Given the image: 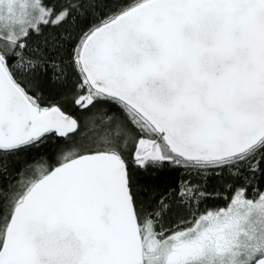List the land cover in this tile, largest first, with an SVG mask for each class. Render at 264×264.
Returning a JSON list of instances; mask_svg holds the SVG:
<instances>
[{
    "label": "snow or ice",
    "instance_id": "obj_1",
    "mask_svg": "<svg viewBox=\"0 0 264 264\" xmlns=\"http://www.w3.org/2000/svg\"><path fill=\"white\" fill-rule=\"evenodd\" d=\"M0 264H264V0H0Z\"/></svg>",
    "mask_w": 264,
    "mask_h": 264
},
{
    "label": "trees",
    "instance_id": "obj_2",
    "mask_svg": "<svg viewBox=\"0 0 264 264\" xmlns=\"http://www.w3.org/2000/svg\"><path fill=\"white\" fill-rule=\"evenodd\" d=\"M190 179L196 180L197 177L192 176V177H190ZM220 188H221V184L217 180H215L214 178L210 177L208 182H207L206 191L209 193H213L214 195L208 200V202L204 205V207H210L213 204H217L220 207L224 206L225 201H223L222 199H219V197H217L215 195V193L218 192ZM220 195L223 196V195H225V193H220ZM201 211H203V208H201Z\"/></svg>",
    "mask_w": 264,
    "mask_h": 264
}]
</instances>
